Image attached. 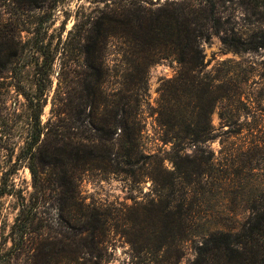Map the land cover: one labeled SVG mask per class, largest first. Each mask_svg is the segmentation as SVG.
<instances>
[{"label": "trees", "instance_id": "1", "mask_svg": "<svg viewBox=\"0 0 264 264\" xmlns=\"http://www.w3.org/2000/svg\"><path fill=\"white\" fill-rule=\"evenodd\" d=\"M50 1L0 0V198L14 195L19 209L0 264H109L118 234L131 246L129 264H264V135L216 156L212 114L226 101L223 133L241 134L246 80L234 60L205 72L202 47L214 33L235 53L258 51L264 31L231 36L217 0H97L54 43L60 0ZM247 3L264 18V0ZM168 59L179 69L159 87L156 112L171 146L148 152V73ZM24 166L28 196L15 181ZM89 173L151 181V193L129 215L88 200L81 183ZM189 249L194 257L184 262Z\"/></svg>", "mask_w": 264, "mask_h": 264}, {"label": "rangeland", "instance_id": "2", "mask_svg": "<svg viewBox=\"0 0 264 264\" xmlns=\"http://www.w3.org/2000/svg\"><path fill=\"white\" fill-rule=\"evenodd\" d=\"M54 1L51 0L49 5H52ZM217 1L220 4L222 20L225 22L224 25L231 36H241L247 40L254 33L263 34L264 18H259L260 14L247 3L248 0ZM98 3L97 0H60L54 15V23L49 30L54 43H57L59 38L65 40L77 18H82L83 15L89 14L99 5ZM221 33L225 34L224 31ZM202 47L207 63L205 72L207 71V73L213 75L220 73L226 68L221 64L224 60H234L233 64L236 67L235 74L236 76L238 75V80L242 82L246 80L242 89L244 90L243 99L247 103L246 105H241L240 114L237 119L238 124L235 126L241 127L242 133L237 136H229L223 133L224 130L229 128L228 125L222 127L224 120L221 118V113L225 109L226 101H220L212 114V125L215 132L220 135L211 143V147L215 150L216 156L222 158L224 153H221V151L225 150V148L246 146V141H250L251 138L259 140L264 135V48L258 51L235 53L223 44L220 35L214 33H212L210 39L202 41ZM178 69L179 64L174 59L155 63L149 69V90L142 112L145 123L143 142L148 152L161 151V153H164V151L170 149V144L163 143L165 133L157 121L156 110L160 97L159 87L165 80L173 78L177 74ZM217 69L221 70L218 71ZM62 70V60L61 58H57L53 75L54 88L57 85ZM14 96H10L9 103H12ZM49 111L50 103L45 108L44 119L49 116ZM1 154L6 157L7 152L1 151ZM257 157L259 158V155ZM261 157L260 159L263 158ZM166 165L169 168L171 167L169 162H166ZM257 172L260 176L264 177V169ZM15 181L24 194L28 196L32 190V179L27 167L24 166L19 169L15 175ZM151 185V181L135 183L130 178L122 175H96L89 173L84 176L81 189L89 201L92 199L118 207L122 206L125 209L128 207V210H124L129 215H133L136 208L132 206L135 201L142 202L148 198V195L151 193ZM18 210V199L14 195H4L0 198V249L2 250L8 249L11 245L9 236ZM130 249L131 246L127 239L118 234L110 245L106 260L110 259L109 264H129L132 253ZM193 257L194 255L189 249L184 262L191 260ZM9 264H28V262L26 258L21 260L12 259Z\"/></svg>", "mask_w": 264, "mask_h": 264}]
</instances>
